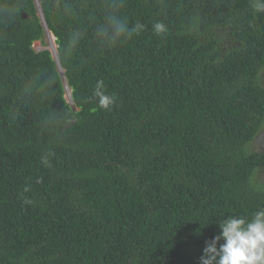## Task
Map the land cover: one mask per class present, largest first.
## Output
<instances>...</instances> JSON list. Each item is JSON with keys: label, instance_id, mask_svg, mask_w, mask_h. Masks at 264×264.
I'll return each instance as SVG.
<instances>
[{"label": "trees", "instance_id": "trees-1", "mask_svg": "<svg viewBox=\"0 0 264 264\" xmlns=\"http://www.w3.org/2000/svg\"><path fill=\"white\" fill-rule=\"evenodd\" d=\"M38 3L63 76L35 0H0V264H201L222 219L264 207V11L124 0L145 28L108 46L105 0Z\"/></svg>", "mask_w": 264, "mask_h": 264}, {"label": "clouds", "instance_id": "clouds-1", "mask_svg": "<svg viewBox=\"0 0 264 264\" xmlns=\"http://www.w3.org/2000/svg\"><path fill=\"white\" fill-rule=\"evenodd\" d=\"M105 2L110 10L103 22L95 25V36L101 44L116 46L144 30L143 23L136 22L130 26L128 18L119 14L124 0ZM252 7L255 11H264V0H252ZM152 30L159 36L166 34L168 27L164 22L157 21ZM70 48L71 45L66 51ZM92 95L101 109L110 111L116 103V96L107 92L103 79L96 81ZM219 228V234L206 242L201 264H264V207L257 209L250 219L228 216L219 222ZM221 240L223 243L217 247Z\"/></svg>", "mask_w": 264, "mask_h": 264}, {"label": "rangeland", "instance_id": "rangeland-1", "mask_svg": "<svg viewBox=\"0 0 264 264\" xmlns=\"http://www.w3.org/2000/svg\"><path fill=\"white\" fill-rule=\"evenodd\" d=\"M35 2H36V4H37V8L39 9V7H38V6H39L38 0H35ZM38 14H39V16H40V18H41L42 15H41V13H40L39 10H38ZM41 21H42V18H41ZM42 22H43V21H42ZM33 48H34L36 51H40V50H45V49H47V50H49V51L51 52V54H52V56L54 57V59L57 60L56 45H55L54 37H53V35H51L50 33H48V31H47V32L45 31V38H44L43 42L35 41V42L33 43ZM58 64H59V62L56 61V66H57V69H58L59 73H62V74H63V69H62L61 66L58 65ZM58 66H59V67H58ZM65 98H66V101L71 105V97L66 96V90H65ZM72 105H73V104H72ZM259 135H260V138H261V135L264 136V129L261 130V132H260ZM263 138H264V137H263ZM261 140H262V139H261ZM256 141H257V140H256ZM258 146H260V147H259V150H261V149L264 148V144H263V143H262V145L258 143Z\"/></svg>", "mask_w": 264, "mask_h": 264}, {"label": "bare ground", "instance_id": "bare-ground-1", "mask_svg": "<svg viewBox=\"0 0 264 264\" xmlns=\"http://www.w3.org/2000/svg\"><path fill=\"white\" fill-rule=\"evenodd\" d=\"M56 60V59H55ZM56 61H58V58H57V60ZM59 65V64H58ZM59 67V66H58ZM62 74V73H61ZM63 78V77H62ZM65 78V77H64ZM65 90H66V96H68V97H71L70 96V90H69V87H67V85H66V82H65ZM73 104V102H72V99H71V105Z\"/></svg>", "mask_w": 264, "mask_h": 264}, {"label": "water", "instance_id": "water-1", "mask_svg": "<svg viewBox=\"0 0 264 264\" xmlns=\"http://www.w3.org/2000/svg\"><path fill=\"white\" fill-rule=\"evenodd\" d=\"M38 7H39V9H38V8H37V9L40 11V13H41V15H42V12H41L40 6H38ZM41 18H42V21H43V25H44L45 31H49L48 28H47V26H46V24H45V21H44V19H43V16H42ZM59 65H60V64H59ZM62 76H63V74H62ZM64 82H65V78H64ZM66 85H67V84H66ZM67 86H68V85H67Z\"/></svg>", "mask_w": 264, "mask_h": 264}, {"label": "flooded vegetation", "instance_id": "flooded-vegetation-1", "mask_svg": "<svg viewBox=\"0 0 264 264\" xmlns=\"http://www.w3.org/2000/svg\"><path fill=\"white\" fill-rule=\"evenodd\" d=\"M264 136L263 135H261V138H260V135H259V141H260V143H261V145H262V143L264 144V138H263ZM262 139V140H261ZM258 140V139H257Z\"/></svg>", "mask_w": 264, "mask_h": 264}]
</instances>
